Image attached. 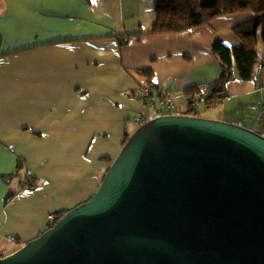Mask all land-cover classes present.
Segmentation results:
<instances>
[{
    "label": "crops",
    "instance_id": "crops-1",
    "mask_svg": "<svg viewBox=\"0 0 264 264\" xmlns=\"http://www.w3.org/2000/svg\"><path fill=\"white\" fill-rule=\"evenodd\" d=\"M157 2L0 0L3 256L45 231L50 214L98 190L126 132L131 135L136 117L150 110L136 96L146 78L141 69L151 67L156 84L173 90L185 113L184 88L221 74L214 41L241 42L224 16L185 32L152 34ZM228 90L215 119L242 124L238 115L225 116L236 114L225 112L227 101L239 112L264 100V63L254 80L236 78ZM8 193L15 197L6 203Z\"/></svg>",
    "mask_w": 264,
    "mask_h": 264
},
{
    "label": "water",
    "instance_id": "water-1",
    "mask_svg": "<svg viewBox=\"0 0 264 264\" xmlns=\"http://www.w3.org/2000/svg\"><path fill=\"white\" fill-rule=\"evenodd\" d=\"M0 264H264V134L150 119L88 200Z\"/></svg>",
    "mask_w": 264,
    "mask_h": 264
},
{
    "label": "trees",
    "instance_id": "trees-1",
    "mask_svg": "<svg viewBox=\"0 0 264 264\" xmlns=\"http://www.w3.org/2000/svg\"><path fill=\"white\" fill-rule=\"evenodd\" d=\"M155 10L156 19L152 34L185 32L203 25H211L215 17L224 16L232 19L233 31L241 40L240 43L233 45L220 40L214 41L212 50L221 63V74L210 83L184 88L188 104L184 111L186 114H199L198 102H203L210 108L221 105L230 95L229 83L236 78L241 81L255 79L259 62V44L263 43L264 46V0H158ZM140 71L146 78L138 88L150 84L154 85L153 93L160 91V86L154 80L152 68ZM138 95L139 90H136V96ZM159 95L163 96L161 93ZM129 137L130 133L126 132L124 144ZM22 164L20 161L18 167L20 168ZM3 177L6 178V175ZM28 186L35 187L29 183ZM14 197L15 193H8L5 197L6 203ZM68 211H57L55 222Z\"/></svg>",
    "mask_w": 264,
    "mask_h": 264
},
{
    "label": "rangeland",
    "instance_id": "rangeland-1",
    "mask_svg": "<svg viewBox=\"0 0 264 264\" xmlns=\"http://www.w3.org/2000/svg\"><path fill=\"white\" fill-rule=\"evenodd\" d=\"M259 62L258 65H261L264 61V46L263 43L259 44ZM160 89H167V88H160ZM173 95H174V99H175V103L178 105V101H177V95H175V92L172 90ZM200 103V102H199ZM226 107H225V112H229V111H234L236 114H232V112L230 113H226L225 116L228 114L229 116L232 115H238L240 116V122L242 124H245L246 126H250L247 128L253 129L261 134H264V100L263 99H258L257 102L251 101L248 106L244 109H240V114L237 110H234V107L232 106L230 101H227ZM241 104L238 103V107ZM199 110H200V114L201 116L205 117V118H209V119H215V117H220L221 116V110L217 107H211L208 108L205 106L204 103L199 104L198 106ZM207 116V117H206ZM227 121V120H225ZM231 122V121H229ZM234 123V122H233ZM237 124V123H236ZM241 125V124H240ZM244 126V125H242ZM10 174L6 175V179L9 177ZM5 182H8L7 180H4ZM0 254L2 255V248L0 246Z\"/></svg>",
    "mask_w": 264,
    "mask_h": 264
},
{
    "label": "built area",
    "instance_id": "built-area-1",
    "mask_svg": "<svg viewBox=\"0 0 264 264\" xmlns=\"http://www.w3.org/2000/svg\"><path fill=\"white\" fill-rule=\"evenodd\" d=\"M154 85L144 84L139 89L138 98L141 102H146L151 105V110L145 115H141L136 119L140 125L145 122L147 118H153L162 114L174 113L176 111V104L171 90H166L163 96L156 97L153 93ZM56 221L55 215L52 213L48 216V226Z\"/></svg>",
    "mask_w": 264,
    "mask_h": 264
},
{
    "label": "clouds",
    "instance_id": "clouds-1",
    "mask_svg": "<svg viewBox=\"0 0 264 264\" xmlns=\"http://www.w3.org/2000/svg\"><path fill=\"white\" fill-rule=\"evenodd\" d=\"M162 90V92L161 91H158V92H154V94H155V96L156 97H161L160 95H159V93H161L162 95H163V93L165 92V91H163V89H161ZM172 91V90H171ZM173 97H174V95H173ZM138 98V97H137ZM139 99V98H138ZM174 101H175V99H174ZM143 103V102H142ZM199 103V102H198ZM146 107H148V108H150V110L152 109L151 108V105L149 104V103H146V102H144L143 103ZM176 104V103H175ZM150 110H148V111H150ZM148 111H144L143 113H142V115H145ZM168 114H186V113H181L180 111H179V109L177 108V105H176V111L174 112V113H168ZM162 115H167V114H162ZM188 115H192V114H188ZM141 115H139V116H137L136 117V119L138 118V117H140ZM159 116H161V115H159ZM197 116H200V115H197ZM156 117H158V116H156ZM156 117H153V118H156ZM203 117V116H202ZM153 118H147L146 120H145V122L146 121H148V120H150V119H153ZM144 122V123H145ZM136 123H137V121H136ZM143 124V123H142ZM142 124H140V125H142ZM137 125L138 126H140L138 123H137ZM55 215V214H54ZM55 218H56V216H55ZM56 222H54L52 225H50V226H48V227H46V229H48V228H50V227H52L54 224H55ZM1 255V254H0ZM1 256H3V255H1ZM6 256V255H5Z\"/></svg>",
    "mask_w": 264,
    "mask_h": 264
}]
</instances>
